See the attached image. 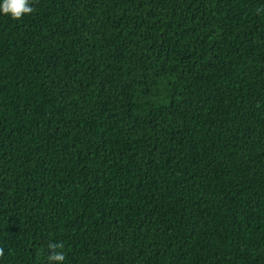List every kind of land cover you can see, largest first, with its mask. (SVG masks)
<instances>
[{
	"label": "trees",
	"instance_id": "trees-1",
	"mask_svg": "<svg viewBox=\"0 0 264 264\" xmlns=\"http://www.w3.org/2000/svg\"><path fill=\"white\" fill-rule=\"evenodd\" d=\"M32 6L0 12V264H264V0Z\"/></svg>",
	"mask_w": 264,
	"mask_h": 264
},
{
	"label": "clouds",
	"instance_id": "clouds-1",
	"mask_svg": "<svg viewBox=\"0 0 264 264\" xmlns=\"http://www.w3.org/2000/svg\"><path fill=\"white\" fill-rule=\"evenodd\" d=\"M35 10L32 6V0H2V4H0V12L16 21L22 20L26 15H31ZM256 11L257 14H264V6H261ZM63 248V242H50L48 244L50 252L48 255L49 264H64L66 255L62 251ZM4 257L5 249L0 247V260Z\"/></svg>",
	"mask_w": 264,
	"mask_h": 264
}]
</instances>
